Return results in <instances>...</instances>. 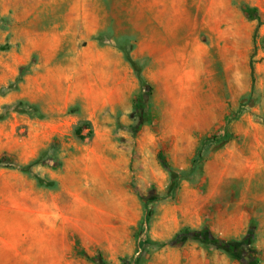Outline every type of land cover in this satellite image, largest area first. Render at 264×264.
Here are the masks:
<instances>
[{
    "label": "rangeland",
    "instance_id": "374dc122",
    "mask_svg": "<svg viewBox=\"0 0 264 264\" xmlns=\"http://www.w3.org/2000/svg\"><path fill=\"white\" fill-rule=\"evenodd\" d=\"M216 1L0 0V264H264V0H222L238 4L228 105L135 58L156 15L204 39ZM74 51L107 53L78 54L95 89H67Z\"/></svg>",
    "mask_w": 264,
    "mask_h": 264
},
{
    "label": "crops",
    "instance_id": "0c3cea01",
    "mask_svg": "<svg viewBox=\"0 0 264 264\" xmlns=\"http://www.w3.org/2000/svg\"><path fill=\"white\" fill-rule=\"evenodd\" d=\"M262 7L260 4H256ZM264 9V8H262ZM225 10L220 15L218 11ZM206 11H214L204 19V34L206 37L191 43L183 32L172 23L176 16L162 18L156 15V28L152 30L150 54H135V58L143 60L149 57L151 79L163 86L165 90L178 84L189 96L203 94V100L210 103L205 106L222 107L228 105L223 101V75H230L235 82L238 80V4L232 1L211 3ZM224 26V27H223ZM261 26L260 28H262ZM178 37V38H177ZM177 38V39H176ZM70 57L65 77L68 79L67 89L91 90L97 84L92 78V68L95 66L90 57L77 61L79 55L107 54L97 51H79ZM122 56V54H121ZM120 56L119 66L127 70L124 57ZM126 61V60H125ZM127 62V61H126ZM78 63V67H76ZM116 65V64H115ZM127 74V71L125 72ZM75 76L76 79H75ZM231 99H228V101ZM233 103L230 102V105Z\"/></svg>",
    "mask_w": 264,
    "mask_h": 264
},
{
    "label": "trees",
    "instance_id": "16d2710c",
    "mask_svg": "<svg viewBox=\"0 0 264 264\" xmlns=\"http://www.w3.org/2000/svg\"><path fill=\"white\" fill-rule=\"evenodd\" d=\"M246 11L248 12V9H246ZM86 125L89 126L90 123H89V122H86ZM75 130H76V133H77V132H80V128H79L78 126H76ZM195 235H196V232H192V231H189V230H188V231L186 232V234H184V235L178 233V234H176V235H175V236L169 241V243H170L171 245H174V244H176V243H179V242H181V241L186 240L188 237H191V236H194V237H195ZM206 235H207V237H208L209 240L213 241V243L222 246L223 248H225L226 250H228V251H230V252L233 251V249H234V244H233L232 242H227V241H225V240H223V239L214 238V237H213L211 234H209V233H207ZM252 253H254V250H251V251H250V254H249L248 256H249V257L251 258V260L253 261L254 258H253V256H252ZM244 262H245V264H251L250 262H247V261H244Z\"/></svg>",
    "mask_w": 264,
    "mask_h": 264
},
{
    "label": "built area",
    "instance_id": "2783aa9c",
    "mask_svg": "<svg viewBox=\"0 0 264 264\" xmlns=\"http://www.w3.org/2000/svg\"><path fill=\"white\" fill-rule=\"evenodd\" d=\"M257 44H258L259 50L264 51V32L261 33Z\"/></svg>",
    "mask_w": 264,
    "mask_h": 264
}]
</instances>
